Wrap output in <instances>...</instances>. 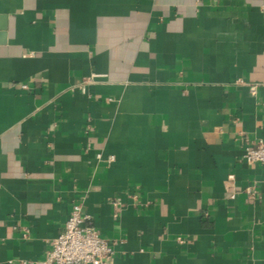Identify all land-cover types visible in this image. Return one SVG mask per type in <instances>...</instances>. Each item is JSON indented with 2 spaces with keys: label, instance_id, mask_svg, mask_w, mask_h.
I'll return each mask as SVG.
<instances>
[{
  "label": "crops",
  "instance_id": "0c3cea01",
  "mask_svg": "<svg viewBox=\"0 0 264 264\" xmlns=\"http://www.w3.org/2000/svg\"><path fill=\"white\" fill-rule=\"evenodd\" d=\"M259 139L264 0H0V264L75 204L112 264H264Z\"/></svg>",
  "mask_w": 264,
  "mask_h": 264
},
{
  "label": "built area",
  "instance_id": "2783aa9c",
  "mask_svg": "<svg viewBox=\"0 0 264 264\" xmlns=\"http://www.w3.org/2000/svg\"><path fill=\"white\" fill-rule=\"evenodd\" d=\"M88 80L90 78L85 77L83 82ZM241 158L246 162L264 165V140L244 145ZM89 218L88 214L81 211L80 205H73L60 231L50 239L44 256L30 261V264H112L114 243L89 225ZM8 264L16 262L11 259Z\"/></svg>",
  "mask_w": 264,
  "mask_h": 264
},
{
  "label": "water",
  "instance_id": "95a60500",
  "mask_svg": "<svg viewBox=\"0 0 264 264\" xmlns=\"http://www.w3.org/2000/svg\"><path fill=\"white\" fill-rule=\"evenodd\" d=\"M1 27L3 28V25H1Z\"/></svg>",
  "mask_w": 264,
  "mask_h": 264
}]
</instances>
